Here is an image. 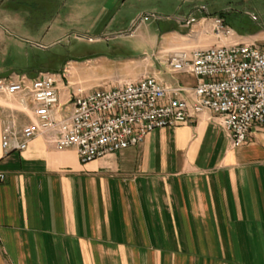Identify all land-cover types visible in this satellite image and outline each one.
Masks as SVG:
<instances>
[{
	"label": "crops",
	"instance_id": "0c3cea01",
	"mask_svg": "<svg viewBox=\"0 0 264 264\" xmlns=\"http://www.w3.org/2000/svg\"><path fill=\"white\" fill-rule=\"evenodd\" d=\"M88 2H67L62 20L91 21L92 29L105 8L93 16ZM156 9L147 8L154 17L126 34L137 38L135 55L97 64L100 80L153 75L192 87L196 77L166 63L172 52L264 40V31L219 37L207 9L187 16L178 6L167 15ZM5 32L0 28V46ZM67 81L62 101L73 87ZM212 116L158 128L136 147L83 163L76 149L42 135L6 154L5 121L23 126L35 116L17 96L0 94V171L7 175L0 181V264H264V128L234 147Z\"/></svg>",
	"mask_w": 264,
	"mask_h": 264
},
{
	"label": "built area",
	"instance_id": "2783aa9c",
	"mask_svg": "<svg viewBox=\"0 0 264 264\" xmlns=\"http://www.w3.org/2000/svg\"><path fill=\"white\" fill-rule=\"evenodd\" d=\"M152 17L151 13L140 15L131 33ZM187 20L193 24L198 21L195 16ZM214 23L219 37L236 35L222 16H214ZM166 63L173 72L196 77V85L173 84L153 75L89 89L68 80L67 86L73 87L62 101L67 68L40 71L34 76L13 73L0 77V94L17 96L22 109L35 116L23 126L13 118L5 121V153L23 151L42 135L57 148L76 149L86 163L136 147L158 128L193 123L204 112L218 119L234 147L247 143L254 129L264 128V44L236 40L179 50L172 52ZM6 177L0 171V181Z\"/></svg>",
	"mask_w": 264,
	"mask_h": 264
},
{
	"label": "rangeland",
	"instance_id": "374dc122",
	"mask_svg": "<svg viewBox=\"0 0 264 264\" xmlns=\"http://www.w3.org/2000/svg\"><path fill=\"white\" fill-rule=\"evenodd\" d=\"M69 1L75 0H0V28L7 31L0 46V77L13 73L34 76L39 70L59 72L67 68L66 79L88 89L116 86L113 78L100 80L95 67L136 54L137 38L126 36L132 34L130 20L153 6L161 7L163 10L156 11L165 15L173 14L165 10L178 6L179 16L196 8L207 9L213 17L222 16L238 34L264 31V0H89L93 16L105 8L92 29L91 21L68 24L62 20ZM60 19L64 29L57 31ZM12 22H18V27ZM258 43L264 44V40ZM44 45L50 46L42 48Z\"/></svg>",
	"mask_w": 264,
	"mask_h": 264
}]
</instances>
